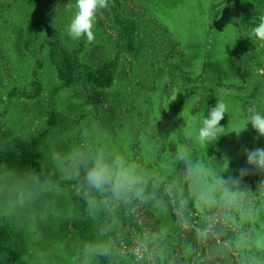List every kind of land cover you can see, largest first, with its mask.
<instances>
[{
  "label": "rangeland",
  "instance_id": "obj_1",
  "mask_svg": "<svg viewBox=\"0 0 264 264\" xmlns=\"http://www.w3.org/2000/svg\"><path fill=\"white\" fill-rule=\"evenodd\" d=\"M75 4L0 0V264H264V0H109L92 43Z\"/></svg>",
  "mask_w": 264,
  "mask_h": 264
},
{
  "label": "clouds",
  "instance_id": "obj_2",
  "mask_svg": "<svg viewBox=\"0 0 264 264\" xmlns=\"http://www.w3.org/2000/svg\"><path fill=\"white\" fill-rule=\"evenodd\" d=\"M108 6L109 0H76V11L68 26L67 34L74 40L86 36L87 42L92 43L95 39L93 27L96 13L100 9L108 8ZM69 8H71V5ZM252 34L258 40L264 41V19L252 30ZM175 98V95H173L172 99ZM225 111L226 105L222 103L217 104V106L211 110L209 116L203 120V126L199 129L198 133L200 144L203 145L206 142L214 140L218 133L223 132L220 121L223 119ZM249 122L259 136H264V115L254 112ZM244 152L247 155L248 165L254 166L258 170H264V148H256L254 150L245 148ZM247 174V169H241L239 177H243ZM87 180L91 187L99 191H103L106 184H111L112 191L118 195H124L127 185L131 183L125 173L110 174L107 167L99 163L89 171ZM233 183H239V179L234 180Z\"/></svg>",
  "mask_w": 264,
  "mask_h": 264
},
{
  "label": "trees",
  "instance_id": "obj_3",
  "mask_svg": "<svg viewBox=\"0 0 264 264\" xmlns=\"http://www.w3.org/2000/svg\"><path fill=\"white\" fill-rule=\"evenodd\" d=\"M30 29H31V30H32V29H35V30H37V31H41L42 27H40V26H38V25L35 24V25L31 26ZM50 49H51V52H50V59L53 60V59L56 57L57 51H58V49H59V43H58V42L53 43V44L50 46ZM58 75H59V78H60L61 80H64V79H65L64 76L62 75V72H61V71L58 72ZM10 95H15V91L11 92ZM20 95H22V94H20Z\"/></svg>",
  "mask_w": 264,
  "mask_h": 264
}]
</instances>
